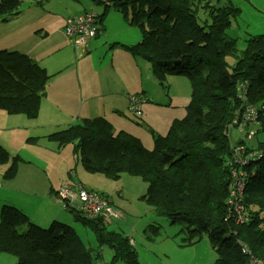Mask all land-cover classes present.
<instances>
[{
    "label": "trees",
    "instance_id": "trees-1",
    "mask_svg": "<svg viewBox=\"0 0 264 264\" xmlns=\"http://www.w3.org/2000/svg\"><path fill=\"white\" fill-rule=\"evenodd\" d=\"M118 3L115 6L142 33L138 44L121 48L148 63L162 88L166 76L188 77L191 98L185 116L173 122L165 136L157 137L149 151L132 136L115 133L102 118L69 126L49 135L48 140L62 147L72 145L88 174L110 181L126 175L143 182L145 191L139 200L155 216L165 217L171 224H187L181 230L185 235L181 247H191L206 235L216 253L213 264H247L239 243L264 262V138L259 139V134L256 148L262 157L248 169L242 198L246 222L224 221L228 215L224 205L226 162L231 153L225 129L242 103L236 100L237 82L248 83L247 102L258 109V133L264 132V34L244 40L242 52L235 53L237 41L225 34L231 18L239 13L230 2ZM17 14L16 0H0V22L7 23ZM227 58L234 60L233 65ZM46 81L45 71L29 58L0 52V110L36 119ZM21 161L0 147V165L9 166L5 179L15 175ZM13 210L12 206L0 210V254L14 258L15 264H138L129 238L107 229L101 218L76 219L94 244L87 249L70 227L53 221L42 230ZM19 225H27L26 230L18 233Z\"/></svg>",
    "mask_w": 264,
    "mask_h": 264
},
{
    "label": "crops",
    "instance_id": "crops-1",
    "mask_svg": "<svg viewBox=\"0 0 264 264\" xmlns=\"http://www.w3.org/2000/svg\"><path fill=\"white\" fill-rule=\"evenodd\" d=\"M118 1L18 0L17 16L7 23L0 22V52L25 55L50 76L36 119L30 120L21 114L9 115L0 110V147L10 156H18L22 160L11 179H5L4 170L0 172L4 180V183L0 180V210L3 206L13 207L12 199L16 193L35 196L48 205L54 199V192L62 185L79 183L94 192L85 176L78 172L79 163L73 148L51 143L49 135L84 120L102 118L115 133L132 136L149 151L157 137L165 136L172 123L185 116V113L181 115V110L186 112L183 104L190 98L189 82L182 77L169 76L166 78L167 87L162 88L153 78L148 63L130 56L121 48L138 44L142 33L130 23L129 17H124L121 8L115 6ZM92 7L99 16H103L98 24L99 30L90 41L87 52L76 54L62 34L63 20ZM258 22L264 21L259 19ZM175 81L182 88L179 93L182 99L180 112L171 106V90ZM129 95L147 98L138 119H129ZM61 152H65L69 159L65 170L61 168ZM80 169L86 173L81 166ZM63 174L67 176L66 180ZM70 174L78 181L72 182ZM96 181L101 182L99 179ZM124 195L118 192L115 199H123ZM111 202L120 208L114 200ZM121 210L126 215L131 213L125 207ZM26 218L32 225H38L33 216ZM117 227L110 229L117 231Z\"/></svg>",
    "mask_w": 264,
    "mask_h": 264
},
{
    "label": "rangeland",
    "instance_id": "rangeland-1",
    "mask_svg": "<svg viewBox=\"0 0 264 264\" xmlns=\"http://www.w3.org/2000/svg\"><path fill=\"white\" fill-rule=\"evenodd\" d=\"M228 1L238 9L239 13L234 15L233 18H231L230 21L231 26L225 31V34L228 37L235 39L237 41V47L234 52L241 53L245 46L244 40L259 35L260 33H264V22H258L259 19L264 21V0H228ZM219 4L224 5L225 3L223 0H219ZM205 15L208 18V13H206ZM94 24L97 28L96 30V34H97L99 30L97 19L94 20ZM87 50L88 47L85 50V52H83V54L86 53ZM226 61L229 65H233L234 63V60L230 58H227ZM167 77L169 76H166L164 79V87H167L166 85ZM178 77L185 78L189 82V86H190V81L188 80V77L182 75ZM242 84L246 85L247 89L245 95H247L248 83L246 81H239L235 86L237 92L236 100H239L240 103L242 102V100L240 99V95H243V93L241 92L239 94V87ZM181 90H182L181 85L175 81L171 90V94H172L171 106H175L176 107L175 111L177 112H180L182 105V99H180L179 97V93L181 92ZM190 94H191V90H190ZM142 98L147 99L146 97H142ZM189 100H187L183 104L185 105L186 108L189 103ZM247 104L251 107H255L250 105L248 102ZM243 109L244 108L241 103V106L235 109L233 118L227 124L225 129V136L227 135L229 136L228 141H229V147L231 153L234 152L236 145L240 143V139L247 134L246 131L247 128L251 126L250 122H243L240 126L234 124V120L236 118L237 112L241 114ZM261 112L264 113V108L261 110ZM184 113H186L185 109L181 110V115H183ZM128 116L129 119H135L132 113H130L129 111H128ZM257 122L260 125V122L258 121V117H257ZM258 137L259 139H263L264 132L259 133ZM56 145L58 146L57 143ZM71 147L72 145H67V148L70 149ZM32 152H34V154L37 153L36 151H32ZM61 154L63 156V163L61 168L62 170H65V168L69 164V159L65 152H61ZM257 154H261L260 151L256 150V155ZM27 159L30 160L29 158ZM254 164L255 163L250 164L245 169V173H246L245 187L248 183V178H249L248 169ZM226 166L228 168V182H227V186H228V184L231 182L232 167L231 164H227ZM8 167H9L8 165L6 166L0 165V172L2 170L6 171ZM78 172H81L80 174H83V176H85V180L92 185L91 187L92 190L96 192L98 195L105 198H107L108 196L111 200H114L115 203L121 209L122 207H125L130 210L131 213L127 214L128 216L127 223H120L118 227L115 229L121 232L123 235L135 241V246L133 248L137 254L138 264H213L214 261L216 260L215 250L213 249L206 235L202 237L199 243L191 247H181V240L185 237V235L181 233V230L185 229L187 224L184 222H176L171 224L167 218L155 216L148 207H146L142 202H140L138 198L144 194L145 184L141 182L139 179L131 178L126 175H123L119 181L116 182L110 181L100 175H91V174L88 175L87 173H82L80 169V164H78ZM70 176L72 177L71 178L72 182L78 181L74 178L73 174H70ZM62 177L65 180L67 179V176L65 174H63ZM96 179L101 180V182H97ZM0 180L1 183H4V180L1 179V177ZM38 183L39 185L41 184L39 181ZM241 189L243 188L241 187ZM118 192H122L126 196L124 195V198L122 200L115 199L116 198L115 195L118 194ZM12 201L14 202L13 208L15 210V211L13 210V212H15V214L22 215L24 217L33 216L34 219L38 222L37 227L39 229L44 230L53 221H56L74 230L75 234L79 236L81 241H84V245L87 249L94 248V244L90 239V235H87L82 231L81 223L78 220H76L70 213L64 210L60 205L58 204L55 205L56 202L54 201L53 198L47 205L41 199L35 196H30L24 193H16V197L12 199ZM3 204L8 205L6 203ZM47 214L48 216H45ZM242 216L243 218H245V221L242 223H245L246 217H245L244 208L242 211ZM262 217L264 218V214H262ZM230 219H233L231 215H229L227 221H229ZM103 223L106 225L107 229L111 228V224L105 221H103ZM242 223H237V224H242ZM234 224L237 225L235 221ZM148 226H152V227L147 228L146 233L143 235L142 234L143 230ZM241 246H243V244L239 243L240 251H241ZM104 255H105V259H107L108 258L107 251L104 252ZM0 264H15V259L8 255L0 254Z\"/></svg>",
    "mask_w": 264,
    "mask_h": 264
},
{
    "label": "built area",
    "instance_id": "built-area-1",
    "mask_svg": "<svg viewBox=\"0 0 264 264\" xmlns=\"http://www.w3.org/2000/svg\"><path fill=\"white\" fill-rule=\"evenodd\" d=\"M69 24V36L71 43L76 48L85 50L88 47V43L96 35V26L94 20L85 19L81 15H77L73 19L68 20ZM246 85L242 84L239 87V94L242 100L243 111L238 113L234 120V124L240 126L243 122H250L249 128L259 125L257 122L258 109L251 107L247 104L246 99ZM128 110L135 119L141 116V106L147 102V99L140 96L129 95L127 97ZM247 128V134L240 139V143L236 145L233 153L243 154L246 161L239 167L231 164V182L227 186V199L225 201V207L228 215L224 221H227L229 215L234 219L235 223H242L245 218L242 216V193L246 184L245 169L250 164L256 163L261 158V154L256 155V145L254 143L256 129L250 130ZM248 142H251V146L247 150ZM241 187L243 189H241ZM55 200L59 204L63 205L72 213L76 218L84 220H94L101 218L103 221L109 224H117L120 222L123 211L117 207H113L110 199L101 197L100 195L87 191L80 184L76 185H64L57 189L55 193ZM241 253L247 258V264H264L263 261L255 258L250 251L243 245L241 246Z\"/></svg>",
    "mask_w": 264,
    "mask_h": 264
},
{
    "label": "bare ground",
    "instance_id": "bare-ground-1",
    "mask_svg": "<svg viewBox=\"0 0 264 264\" xmlns=\"http://www.w3.org/2000/svg\"><path fill=\"white\" fill-rule=\"evenodd\" d=\"M16 1H18V0H16ZM79 15L83 16L85 19H92V20H96V19H98L100 17L97 14V12H96V10H95L94 7L90 8V10H84ZM74 17H76V16H74ZM74 17L64 18L63 25H62V34H63L64 38L66 39V41L68 42V44L72 47L74 53H76V54H83L84 50H81L80 48H76L75 46H73L72 43H71V38L69 36V24H68V20L69 19H73ZM22 56L26 57L25 55H22ZM37 66H38V64H37ZM46 76H47V81H48V79L50 78V76H48L47 74H46ZM47 81H46V83H47ZM45 90H46V86H45ZM235 91H236V88H235ZM226 138L229 140V136L228 135L226 136ZM250 146H251V142H248V146L246 147V149L248 150ZM245 161H246V159L243 156V154H241V153H239V154L230 153V156L227 159L226 164H232V165H235L236 167H239ZM224 205H225V202H224ZM127 220H128V216L123 212L122 213V216H121V219H120V223H125V222H127ZM245 259H246V262H247V258L246 257H245Z\"/></svg>",
    "mask_w": 264,
    "mask_h": 264
},
{
    "label": "clouds",
    "instance_id": "clouds-1",
    "mask_svg": "<svg viewBox=\"0 0 264 264\" xmlns=\"http://www.w3.org/2000/svg\"><path fill=\"white\" fill-rule=\"evenodd\" d=\"M137 96V95H136ZM141 97V96H140ZM145 104V103H144ZM142 107V106H141ZM256 108V107H255ZM254 128L256 129V134H255V140H254V143H255V145H256V147H257V143H258V140H257V134H259L258 133V131L260 130V127L258 126V125H256V126H254ZM254 128H249L250 130H253ZM257 149V148H256ZM77 184H79V183H77ZM74 185H76V184H74ZM81 185V184H80ZM62 186H64V185H62ZM82 186V185H81ZM61 187V186H60ZM59 187V188H60ZM83 187V186H82ZM58 188V189H59ZM85 189V188H84ZM57 191V190H56ZM56 191L54 192V200H55V193H56ZM88 191V190H87ZM90 192H92V191H90ZM95 193V192H94ZM97 194V193H96ZM55 202H56V200H55ZM58 203V202H57ZM59 204V203H58ZM59 205H61V204H59ZM112 205H113V203H112ZM62 207H64L63 205H61ZM114 206V205H113ZM64 208H66V207H64ZM118 208V207H117ZM67 209V208H66ZM120 209V208H119ZM68 210V209H67ZM72 214V213H71ZM73 215V214H72ZM74 216V215H73ZM74 218L75 219H79V218H76L75 216H74ZM81 220H84V219H81ZM31 224V223H30ZM120 224V222L119 223H117V224H112L111 225V227H113V226H118ZM26 227H27V225H19V226H17L16 227V230H17V232L18 233H20V232H24L25 230H26ZM129 241H130V244H132V246L134 247L135 246V243L133 242V241H131L130 239H129Z\"/></svg>",
    "mask_w": 264,
    "mask_h": 264
}]
</instances>
